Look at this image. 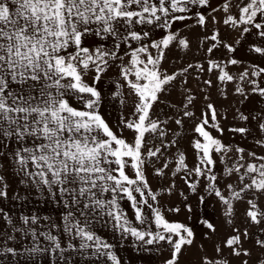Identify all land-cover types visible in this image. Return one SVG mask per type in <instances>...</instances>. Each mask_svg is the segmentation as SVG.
Instances as JSON below:
<instances>
[{"label": "snow or ice", "instance_id": "6c2138e0", "mask_svg": "<svg viewBox=\"0 0 264 264\" xmlns=\"http://www.w3.org/2000/svg\"><path fill=\"white\" fill-rule=\"evenodd\" d=\"M189 5L210 8L207 15L195 13L197 25L207 28L211 22L229 26L238 34L234 43L253 30L264 38V0H222L218 8L212 7L210 0H0V205L4 200L26 199L16 191L15 185L19 184L46 194L65 209L62 226L53 223L47 231H38L40 217L21 214L14 220L0 206V261L5 256L23 254L10 244L19 235L30 236L34 242L35 246L23 249L28 255L53 253L67 264L70 256L65 253L76 252L81 259L120 264L112 252L114 246L97 235L95 227L100 224L111 225L122 236L131 235L146 245L164 242L170 253L164 264H179L184 251L194 245L191 227L169 221L161 213L157 206L159 194L151 188L145 174L146 165L154 163L153 158L159 160L169 147L178 144L176 140L165 142L164 125L168 120L160 119L163 108L156 106H170L169 90H175L174 82L178 80L187 84L185 74L189 69H205L188 64L169 74L162 68L166 50L189 48L190 41L169 31L160 40L146 43L150 31L143 26L171 29L173 23L189 19L175 14L188 12ZM218 12L222 13L219 20L213 15ZM137 26H141L139 30ZM204 39L214 42L207 48L208 54L218 47L236 51L218 29ZM106 40L112 41L111 47L105 46ZM132 42H137V46ZM122 45L126 47L121 55ZM150 49L156 50L155 54ZM252 51L264 57V47L256 46ZM238 63L233 58L227 63L209 59L206 71L219 70L217 79L230 82L234 77L225 69L228 64ZM112 67L118 68L120 79L114 82L111 93H105L98 85ZM239 79L251 85L252 93L264 97V67L252 65V70L245 69ZM204 83L211 86L212 81ZM123 89H127L126 94ZM183 91L182 112L168 117L177 126H183L184 118L195 115L189 110L195 97L191 89ZM235 91L248 98L243 88ZM109 97L119 98L121 105L131 102L129 114L122 113L115 126L100 111ZM206 108L193 129L202 138L191 142L198 156L196 165L189 168L185 155L180 153L174 170L165 160L154 174L165 176V169L171 171L173 180L162 189L170 194L176 186L175 177L183 172L180 178L191 192L202 190L222 204L231 233L213 244L214 255L202 256L199 264H233V260L238 264H264V237L256 236L264 233V155L247 152L253 161L249 162L244 148L233 150L214 137L209 127L221 134L224 129L217 123L214 105L208 103ZM239 118L255 121L258 131L264 133V110L256 114L250 110L247 115L239 112ZM124 129L129 130L130 138L123 134ZM229 131L250 133L247 127ZM154 140H159L160 145L149 147ZM256 143L264 147V138ZM230 151L237 154V159L225 171L229 177L236 175L238 184H227L225 194L213 171L214 154H220L223 162ZM194 177L207 181L202 189L197 187L201 181ZM134 193L139 194V199ZM124 199L130 202L135 220L147 228L132 226L119 203ZM204 199L199 196L200 202ZM234 201L247 205L243 227L233 223ZM168 211L180 212V208ZM187 211L191 212V207ZM151 223L157 231L149 230ZM201 223L212 234L217 233L213 223ZM58 228L67 237L65 246L52 231ZM204 235L211 239L207 233ZM40 237L49 242L48 247L39 246ZM249 242L251 248L245 246ZM203 247L199 245L200 249Z\"/></svg>", "mask_w": 264, "mask_h": 264}, {"label": "rangeland", "instance_id": "374dc122", "mask_svg": "<svg viewBox=\"0 0 264 264\" xmlns=\"http://www.w3.org/2000/svg\"><path fill=\"white\" fill-rule=\"evenodd\" d=\"M222 3V0H210V4L212 7H219ZM189 11L186 13H175L176 15H186L189 19L184 21H177L172 24L171 29L156 27L154 25L143 26L145 31H150L149 40L146 43H150L152 40H160L162 36H164L169 31L178 32L181 37H184L190 41L189 48L182 47H170L169 50H166V59L162 63V68L166 69L169 74L173 71L186 67L188 64L192 65H202L205 71H200L198 68L189 69L188 73L185 74V78L187 80V84L174 82L176 84L175 90L170 89L169 94L167 96V102L170 106L165 107L163 105H157V108H163V112L160 114V119L168 120V123L164 125L167 135L164 137L165 142L176 140L178 144L174 147H169L163 157L159 160L153 158L154 163H149L146 165V177L151 188L156 191L158 195V207L160 208L161 213L169 220V221H178L185 223L189 227H191L195 233V241L194 245L187 248L184 251L179 264H199L200 258L204 255L212 257L214 255L213 244L219 243L225 236L231 233V226L225 223V217L223 215V206L218 201L214 195H208L204 193L202 190L198 193L191 192L187 185L184 183L182 177L184 175L183 172L178 173L175 177V188H173L172 192L169 194L162 189L167 188L173 177L171 175V171L169 169H165V176H156L154 174V169L160 167L161 164L167 160L170 169L174 170L176 166V160L180 153L185 155V162L189 168H192L196 165L198 161V156L196 150L191 146V142L196 139H202L199 137L197 133L194 132L195 124L199 123V118L201 117L202 112L207 111L206 105L208 103H212L217 111V123L221 128L224 129L223 133H219L216 129L209 127L208 130L211 134L219 138L223 144L230 145L234 150L236 147H242L245 151V158L249 162L251 158L247 157V152L255 151L257 155H264V147H261L256 143L257 139L264 138V133H260L257 129L255 121L251 123L247 121H243L239 118V112H243L245 115L249 113V111H253V114L260 113L261 110H264V97H261L257 93L251 92V85L245 80L242 81L239 79L240 74L248 69L252 70V65H259L260 67H264V57H261L260 54L252 51L253 47H264V38H261L255 35V30H253L252 34L245 33L242 37H239V43H234V41L238 38V34L236 31L232 30L229 26L223 25L222 23H217L213 25L209 22L207 28H202L196 23L195 13L202 12L207 15L208 12H211V9H203L200 7H195L189 5ZM159 14V13H158ZM216 15L217 20L220 19L222 13H213ZM141 26H137L139 30ZM219 30L222 37H227L225 40L226 43L235 47V52H229L227 49L223 47H218L214 49L213 53L208 54L207 48L214 43L210 39L205 40L206 36L210 37L211 34ZM230 34V36H229ZM98 39V38H97ZM106 47H111L112 41L106 40L103 42ZM133 46H137V42H132ZM126 46L122 45V50L120 54H123V48ZM150 51L155 54L154 49H150ZM229 58L237 59L239 61L236 65L228 64L226 67V71H229L231 75H233L234 80L230 82H221L217 79V74L219 70H214L212 72L206 71L208 68V60L214 59L218 62L227 63ZM128 57H125L127 60ZM119 63V61L115 62ZM120 77L118 75V68L112 67L109 71L104 75L102 81L98 85L101 88V83L106 82L109 84L110 93L115 88V81L119 80ZM252 79H259L257 77H252ZM107 80V81H104ZM205 80H211V86L206 85L204 83ZM264 86V83L261 84ZM237 87L243 88L245 93L247 94V99L244 96H241L239 93L235 91ZM184 88L191 89V95L195 97L194 106H189V110L192 111L195 115L191 119L184 118L183 126H177L174 123V120L168 119L169 116H178L182 112L181 101L184 98ZM106 90V89H105ZM104 91V90H102ZM125 94L127 93V89L122 90ZM105 92V91H104ZM207 97V99H205ZM119 98H111V108L107 109V102L101 105V114L105 117V119L113 126L117 125V122L123 113L125 116L129 114L131 108V102L129 101L125 105H121L118 102ZM116 104V105H115ZM103 109V110H102ZM239 110V112L237 111ZM239 127H247L250 129V133L240 134L233 133L229 131L231 128H239ZM123 134L126 137L131 136L129 130L124 129ZM160 141L154 140L149 145V147L159 146ZM214 159L216 160V165L213 169L218 178V187L222 191L227 194L226 185L232 183L234 185L238 184L236 179V175L229 177L225 171L226 167L233 166L234 162L237 159V154L234 151H230L225 157L224 161L221 162L220 154H214ZM243 163V161H241ZM243 171V170H241ZM134 175V173H130ZM194 179L200 180L201 183L197 185L198 189H202L203 185L207 183L202 177H194ZM16 191L20 193L22 196L26 197V199L15 201V200H4L2 206L5 211H8L10 215L16 218L21 214L30 213V215H35L41 218V222L47 224L46 231L49 226L55 223V219L53 218L54 212H63L65 209L62 204L55 203L50 197L46 194L40 193L33 188H25L23 185H15ZM184 193V196L180 194ZM139 199V194L134 193ZM203 195L205 197L203 202L199 201V196ZM187 197V200L184 197ZM121 208L132 209L130 206V202L126 199L121 200L120 202ZM173 207H179L180 212H172L168 211V209ZM191 207L192 211L188 212L187 208ZM247 207L246 203L234 201V209L235 215L233 217V223L239 227H243V213L245 208ZM48 214V215H40ZM57 214V213H56ZM128 218L132 222V226L137 228H147V225H140L135 217L127 215ZM48 217L49 219L45 221L43 218ZM208 220L213 223L217 227V233L212 234L210 230L206 229L201 221ZM45 225V224H43ZM38 227V226H37ZM153 231H157L155 224H152ZM54 234L55 229L52 230ZM95 231L97 235L101 236L108 243L112 244L115 242H122L123 239L128 238V242L126 244L127 248H134L136 251L142 252L143 254H150L157 252V257H151L150 264H164L165 259L169 257V248L164 242H160L158 244L154 243L150 247L142 242L136 240V238L132 237L128 234L119 233L112 229L111 225H96ZM255 231V229H253ZM205 233H207L211 239L205 238ZM63 236L65 238L64 233L59 235V237ZM257 237H264V233H256ZM134 238L135 244L132 246L129 244ZM64 240H61L62 246L66 244ZM40 247H48L49 242L44 238H39L37 241ZM13 246L17 247L18 251L23 253L19 257H11L5 256L0 264H63V262L59 261L58 256L53 253H43V254H32L28 255L23 252L24 247H33L34 242L32 238L29 237H20L18 235V239L16 242H10ZM203 244V249L199 248V245ZM119 244L115 243L112 249L114 255L121 262L123 261L120 257V253L117 251L115 247ZM246 247L251 248L252 243L249 242L245 245ZM225 254H227V249H225ZM66 256H70V259L67 261V264H112L111 261H94L91 259L85 260L81 259V257L76 252L65 253ZM154 260H158L157 263ZM142 260L135 256L134 262L130 263L138 264ZM129 264V263H128ZM233 264H238L237 261L233 260Z\"/></svg>", "mask_w": 264, "mask_h": 264}, {"label": "crops", "instance_id": "0c3cea01", "mask_svg": "<svg viewBox=\"0 0 264 264\" xmlns=\"http://www.w3.org/2000/svg\"><path fill=\"white\" fill-rule=\"evenodd\" d=\"M104 81H107V80H104ZM108 82V81H107ZM109 84L110 83H106V82H103V83H101V89L102 90H104L105 91V93H110V89H109ZM106 89V90H105ZM103 91V92H104ZM109 100H110V97L108 98V100H106V102H107V109H110L111 108V102L109 103ZM116 105V104H115ZM103 110V109H102ZM123 210H124V212L126 213V215H129V216H133V217H135L134 216V211H133V209H128V211L126 212V210L127 209H124V208H122ZM147 211V210H146ZM40 213V215H48V214H41V212H39ZM57 213V214H56ZM63 213H64V211L63 212H60V213H58V212H54V216H53V218L55 219V224H58V225H61L62 226V220H61V217H62V215H63ZM24 215H30V213H25ZM18 217H14V220L15 219H17ZM149 220L151 221V214L149 213ZM43 224H45V225H43ZM152 224H154V223H151V226H150V228H149V230H154V228L152 229ZM102 226H103V224H102ZM147 227H148V225H147ZM46 228H47V224H46V222L45 223H43V222H41L40 221V224L38 225V231H46ZM55 233H56V235H61L63 232H62V230L61 229H55ZM65 235V234H64ZM40 238H43V237H40ZM147 238V237H146ZM60 239L61 240H64V242H65V239L67 240V237L65 236V238L63 237V236H61L60 237ZM132 240L131 241H129V244L130 245H134L135 244V240H134V238H131ZM127 242H128V238L127 239H123L122 240V242L120 243V242H115V243H118L119 245L117 246V247H115L116 249H117V251L120 253V257L122 258V262H121V264H135V263H130L131 261H133L134 262V258H135V256L136 257H138V258H141V262L140 263H138V264H150V260H151V257H157V252L156 253H153L152 255H151V253L150 254H146V253H142V252H139V251H136L134 248H127L126 247V244H127ZM115 243H113V245L115 244ZM147 246H151V245H147ZM153 260H151V262H152ZM156 263H157V261L158 260H154Z\"/></svg>", "mask_w": 264, "mask_h": 264}]
</instances>
